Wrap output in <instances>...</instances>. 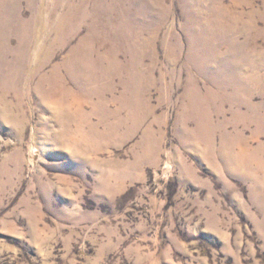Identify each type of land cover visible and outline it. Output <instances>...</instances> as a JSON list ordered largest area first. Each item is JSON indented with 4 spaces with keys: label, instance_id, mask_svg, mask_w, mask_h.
Masks as SVG:
<instances>
[{
    "label": "rangeland",
    "instance_id": "obj_1",
    "mask_svg": "<svg viewBox=\"0 0 264 264\" xmlns=\"http://www.w3.org/2000/svg\"><path fill=\"white\" fill-rule=\"evenodd\" d=\"M215 1L253 26L191 42L185 14ZM102 4L130 26L88 46L84 22L55 32L66 0H0V264H264V0ZM35 16L30 56L47 74L55 46L61 73L45 100L14 57Z\"/></svg>",
    "mask_w": 264,
    "mask_h": 264
},
{
    "label": "bare ground",
    "instance_id": "obj_2",
    "mask_svg": "<svg viewBox=\"0 0 264 264\" xmlns=\"http://www.w3.org/2000/svg\"><path fill=\"white\" fill-rule=\"evenodd\" d=\"M88 1L89 0H80L79 3H77L76 5H73L72 0H66L67 11L66 12L64 11V14L60 19L61 22L57 24L56 26L57 30L54 29L55 32L58 31L59 33L60 32L68 33L72 29L74 30V35L76 36L80 30L82 22H84L85 23L84 26L87 28V32L85 36L83 37L84 43H87L88 46H90V44L94 46L95 44L102 43L101 42L102 40L111 41V37L113 35L120 33L122 29L127 30L126 28L130 26V24L129 25L125 24V21L120 22L118 15L112 9H108V8L106 9L104 7L101 11H99L100 7L103 5L102 3L108 4V6L114 7V0H96V1H93V3L89 6L86 5ZM105 1H107V3ZM215 3H218V5H214L212 11H210L211 14L208 13L205 17L201 16L200 15L201 12L199 11H197L198 13L197 14L195 10L188 11L185 14L186 21L183 24V27L186 31H188V33L190 32L191 42H198L199 33L197 34L196 32L197 30H199V28L201 31V34H200L201 36H204L206 39L210 41H217L219 38L224 37L229 31L232 32L236 30L239 27L238 26L239 24L243 25L242 28L244 29H248L253 26L252 25L253 21L251 20V18H253L254 11L252 9L249 10L250 20H248L247 22H243L241 17H237V18L230 17L226 13L228 9L226 10L225 6H223L222 3H219V1H215ZM188 4H191V3H188ZM13 9L14 11L17 10L16 5L13 6ZM32 18H31V22L29 21L28 23L26 22L21 23L19 27L21 32L25 34V38L21 46L14 48V52L16 55L14 57H16V60L19 62V65L21 67L26 66L24 68L25 70L24 74L27 73V76H28L27 83L28 82L30 83L33 79L35 80L36 78H38L34 87H35V90L39 93V95H41L44 98L42 100H45L47 99V97H50V94L55 89L57 83L59 82L58 77L60 79L61 73L59 69L56 68V66L52 63V58L55 55L54 50H56L55 46L54 48H52L50 44L49 48L45 46L43 48L44 49L43 57H44L45 63L46 64L50 63L49 65L50 70L47 72V74L42 75L41 67L43 64L39 63L40 62L39 60L37 61V59L41 60L40 58L41 53L38 52V49L35 50L36 47L34 49L35 53H32V55L30 56L29 50L30 48L33 47L34 45L33 43L36 41V38L31 32L32 26L36 24L39 27L40 22H42V18L40 16H35ZM63 18L64 20L62 21ZM114 18L117 20L116 23H114L113 21ZM110 19L112 20L109 21ZM202 19H205V21H202ZM46 23L47 21L45 22V26L47 25ZM146 28L142 27L140 29V33L143 34L142 31H145V30L146 32L150 31L149 27L146 26ZM104 33H109V34L104 35ZM150 34L153 37V39L147 40L146 38H144V43L145 44L149 43V45L151 46L152 43H155L154 39H156L157 35L152 34V33ZM59 38H57L56 40L57 42ZM138 39L140 38H137V40ZM9 41L10 40L7 39L5 43ZM232 46L236 50V53H234V56L240 61L246 60L247 55L242 51V48H241L242 46L238 45L236 42H233ZM239 49H241L242 52ZM111 53H112L111 58L113 60V63L106 64V75L108 79L114 78L115 76H118L120 74H124L127 71L131 72L130 75H128V77L125 78L129 82V86H124V89L125 90L127 89V91H129V94L132 96L136 94L135 98L141 101V106H142L144 100H142L141 98V93L144 92L145 84L143 83L139 86H137L136 83L133 84L134 83L133 80L137 78L136 74L138 71H132L134 68L133 67L134 65L132 62L127 64L128 68L126 71H124L122 64H120L116 60V56L114 55V52L112 51ZM211 54L217 55L218 53H216L215 49H212ZM152 55H154V52L152 53ZM139 56L142 58L144 57L143 51L139 53ZM230 56L233 57V55H230ZM31 58H33V61L31 60V66H30L27 63V61L30 60ZM152 60L154 61L155 58ZM99 72L100 70H98L97 73H95L94 75L97 76ZM147 74L151 75L150 72L149 73L147 72ZM34 76H36V78ZM159 77L163 78L164 75L161 74ZM97 80H99V78H97ZM123 83H124V80H123ZM147 83L151 85L152 81L149 79L147 80ZM44 86H47V88L45 89ZM194 91H196V88L194 87V83H192L191 86H189L188 94L193 95Z\"/></svg>",
    "mask_w": 264,
    "mask_h": 264
}]
</instances>
